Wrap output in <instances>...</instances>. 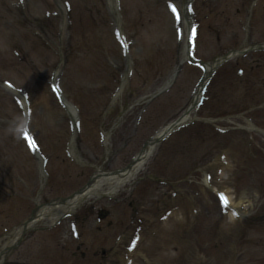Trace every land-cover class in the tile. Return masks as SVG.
Here are the masks:
<instances>
[{
    "label": "rangeland",
    "instance_id": "1",
    "mask_svg": "<svg viewBox=\"0 0 264 264\" xmlns=\"http://www.w3.org/2000/svg\"><path fill=\"white\" fill-rule=\"evenodd\" d=\"M151 2L147 0L142 4L143 8L150 6L154 9L148 17H144L142 12L134 14L131 11H128L125 15V26L129 30L126 33L132 39L128 58L132 61L133 66L134 59L139 60L141 62V68L139 72L138 70L135 72L133 70L134 75L132 74L133 85H131V88L135 87L137 89L130 92L131 88H129L125 93L124 99L120 100L119 98L120 101L117 100L115 102L113 105L115 107L109 114H107V109L104 104H101L100 98V96H105L109 92L107 89L108 77L99 76L98 68L106 75L111 71L113 77L118 80L128 66V61L122 56L117 42L115 43L112 35L114 33L110 35L109 31H86L85 40L77 51L81 59L74 57L68 66L69 72L72 74L71 77H77L80 82H84L85 75L83 71L87 70L91 72L90 77H93L91 82L94 85L90 84V87L95 86L96 89L91 91L90 96L92 99H96L95 103L98 104L99 110L101 111V122H106L107 127L113 126L119 119L122 104L127 101L137 102V106L125 115L121 128L110 138V158L116 166H120L122 162L127 160L129 161L140 149V137L133 139V135L136 133L140 135L144 128H146L144 131H148L151 128V124L143 123L139 125V118L142 115L141 110L146 106L145 98L151 96L158 87L168 80L179 60L183 58L184 41L176 40L173 18L167 8L166 0H162V4H160L159 0L154 3ZM252 2L253 0H196V18L199 20L200 27L204 31L216 32L215 41L212 44L210 40L205 41V38H203L202 49L199 50L200 56L211 59L217 55L219 49H224L227 45L243 39V32L242 35L240 34L241 25L245 26L247 24ZM126 3L129 4L127 0ZM262 4H264V0H261L257 12L258 20L261 18ZM2 7L10 11L4 1L2 2ZM110 12L113 18L114 14L112 11ZM248 31L252 37L263 34L264 18L262 24L259 23L256 26L252 24L248 28ZM234 32L239 33L240 39H236L233 36L230 40L229 35H233ZM35 38L36 40L39 39L36 36ZM20 51L18 50V52ZM47 53V50H43L38 45H33L30 40V44L22 50V59H16L22 62V65L17 67L22 72L15 69L9 75L5 68L0 67V75L4 76L2 72H6L5 77L16 80L18 85L23 86L32 95V91H39L40 85H47V82H49L52 76L54 69L52 70L51 63L54 61V58H48L49 55ZM186 75L191 80L197 76V73L187 71ZM71 77H63V80L69 83ZM191 84L187 87L188 89L191 87ZM73 89L75 88L73 87ZM85 89L88 91V87H85ZM175 92L167 93L161 98V102L157 104L150 114L154 120L158 118L166 120L169 118L170 112L173 111L177 104L176 99L171 100V95ZM217 96L219 94L215 92L214 97ZM167 100L171 103L169 107ZM50 121L51 117L49 116L47 119L49 126ZM21 123L22 114L16 109L11 98L0 87V201L3 209L8 211L11 216L13 214L10 209L11 203L4 199L12 193H18V195L26 197L31 196L32 198L36 197L39 185L43 179L36 159L35 161L31 160L32 157L20 143L21 139L18 131ZM242 124L244 123L242 122ZM225 125L236 126L231 123H225ZM42 136H44L45 143L50 149L52 139L49 137V131L47 133L43 132ZM47 141L50 145H48ZM129 141L131 144H128ZM81 142L83 143L82 146L89 148L90 154H94L100 158L103 156L102 149L98 146L100 143L96 134L89 138L82 137L79 143ZM176 153L177 148L171 147L169 154L175 156ZM233 155L236 157L235 154ZM244 155L247 154L244 153ZM157 159L160 160L154 166L155 172H159L165 162L161 158ZM221 160L223 161V159ZM226 162L234 166L233 161L226 160ZM224 165L219 159L215 158L207 164L208 168L206 170L212 173L214 177L213 183L218 188L226 190V182L234 176L232 174L235 172L227 173L223 178V175L220 176L219 174V168H222ZM185 166L187 168V164ZM198 167L201 166L198 165ZM204 173V169L201 171L200 169H196L194 175L196 183L192 185L193 191H200L199 195H195V199L203 207V221H195L191 214L188 213L179 214L171 220L166 228L155 235L157 242L162 245L171 243L172 249L165 250L163 253L172 259V264H194V261H198L200 264H251L252 255L255 253H251L248 258L246 256V259H243L239 257L240 249L232 244V240L237 233L235 227L229 226V222L226 220L228 223L223 221L218 222V225L222 226L223 230L221 232L224 234H217L218 231L212 229V224L219 219V216L215 213L217 209L213 213L209 210L212 208L211 205H213L215 194L210 190L208 192L206 191ZM237 177L242 180L243 188L239 186L237 188L239 192H236V195L233 190L236 197L235 201L241 202L244 197H248L253 205L258 203V200L261 198L260 188L262 186L264 187V184H258V181L252 180L246 171L243 174L237 175ZM187 186L191 187V185ZM187 186L182 187L188 188ZM230 190L232 191V189ZM143 193V185H141L135 197L139 198ZM163 211L159 210L158 213ZM119 214H122V210H120ZM156 215L157 213H149L148 217L151 221L157 223L159 218L156 219ZM154 230L155 227L151 229V231ZM33 233L35 234V232ZM248 235L249 237L255 236L256 241L253 242V246L257 248V253L264 255V224L261 223L258 229H251ZM41 237L46 236L41 233L37 234L38 239ZM153 237L148 246H146L147 244L145 245L146 248L144 246L142 252L145 250L152 251ZM93 238L99 240L97 236ZM24 244L25 250L23 248L18 250V253H22L23 257L30 252H36L37 242L34 240L28 239ZM14 257L16 256L8 258L7 262L12 261ZM149 259L151 264H158V261L154 257L150 256ZM254 262L255 264H262L256 261ZM142 263L144 262L142 261Z\"/></svg>",
    "mask_w": 264,
    "mask_h": 264
},
{
    "label": "bare ground",
    "instance_id": "2",
    "mask_svg": "<svg viewBox=\"0 0 264 264\" xmlns=\"http://www.w3.org/2000/svg\"><path fill=\"white\" fill-rule=\"evenodd\" d=\"M209 67V66H208ZM208 67L206 68L208 70ZM195 110V109H193ZM194 113H190L186 116L185 121H189L193 119ZM152 148H149L148 151H151ZM144 159L139 161L136 165L133 166V168L123 171L121 173H116V174H109L105 175L103 173H100L96 176V178L93 180V182L90 184L89 188L85 191L82 192L79 195H76L70 202H67L63 204L60 212H65L74 206L78 205L80 202L89 199L91 196L95 195L96 188L102 187L104 183H111L114 192H116L119 188L123 187L125 184H127L129 181H132L135 176L137 175L138 170L140 167L143 165ZM59 210V209H58ZM42 213L38 212L35 215V218H49L50 216L57 215L58 213H54L52 209H46L41 210ZM44 211V212H43ZM39 216V217H38ZM17 234V233H15ZM14 240L10 241L9 244H11Z\"/></svg>",
    "mask_w": 264,
    "mask_h": 264
},
{
    "label": "snow or ice",
    "instance_id": "3",
    "mask_svg": "<svg viewBox=\"0 0 264 264\" xmlns=\"http://www.w3.org/2000/svg\"><path fill=\"white\" fill-rule=\"evenodd\" d=\"M173 12H176L175 6H173ZM25 135H26V138H28L29 140H31V137H28L27 133H25ZM33 146H34V144H33ZM221 200H222V202L224 204H227V198L223 194H221Z\"/></svg>",
    "mask_w": 264,
    "mask_h": 264
}]
</instances>
